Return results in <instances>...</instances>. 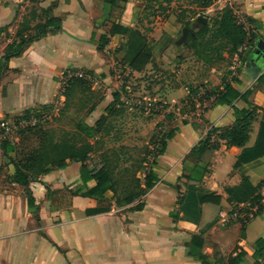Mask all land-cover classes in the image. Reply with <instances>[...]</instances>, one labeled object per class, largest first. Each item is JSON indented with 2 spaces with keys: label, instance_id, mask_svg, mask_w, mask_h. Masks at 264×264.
<instances>
[{
  "label": "crops",
  "instance_id": "1",
  "mask_svg": "<svg viewBox=\"0 0 264 264\" xmlns=\"http://www.w3.org/2000/svg\"><path fill=\"white\" fill-rule=\"evenodd\" d=\"M150 1L154 0H0V62L4 61L7 45L17 40L16 33L24 20L32 19L25 35H33L34 26L45 22L47 15L61 21L59 32L29 43L19 57L9 60V70L0 76V122L6 117L21 118L26 112L63 98L61 92L67 81L63 82L62 76L68 70H76L86 73L94 84L99 88L104 86L107 91L103 104L82 123L94 127L104 109L114 101L115 93L120 100L123 95L144 100L154 97L152 101L164 106L165 115L151 119L146 126L159 129L162 134L168 130L165 135L172 134L170 138L164 137V155L156 157L151 151L143 162L141 186L146 172L152 171L159 179L140 199L143 211L131 210L136 203L117 204L111 191L105 195L108 203L87 199L85 210L103 207L109 211L91 216L85 210L80 212L71 226V240L69 234L61 233L60 223L53 224L50 208L59 204H52L46 196L48 190L58 192L60 185L67 182L71 184L69 189L75 188L74 193L84 194L81 164L72 163L68 169L54 171L32 183L29 188L37 208L32 213L23 187L11 180L14 167L5 163L0 149V264H203L186 254V244L193 236L203 239L202 253L211 262H214V250L227 259L236 256L234 250L238 247L247 254L240 264H264V257L252 258L255 243L264 240V212L249 218L242 205L222 199L219 205L201 206L197 225L178 219L175 213L180 196L187 190L186 178L199 181L205 192L238 186L243 176L255 185L264 186V156L235 167L243 149L254 146L260 124L264 123V69L261 70L264 57L251 52L247 61L240 64L236 56L225 74L211 68L192 92L185 85L175 83L198 78L192 76L194 72L189 65L191 59L196 61V56L189 48L193 35L183 26L187 21L182 22L168 9L165 13L150 14ZM226 6H231L239 18L251 17L264 28V0H213L205 9L206 16L198 18L208 23L209 13H218ZM112 23L146 36L152 58L143 71L133 72L124 64L122 48L128 38L124 34H112ZM259 33L264 35L262 31ZM187 54L189 57L185 58ZM200 65L206 67L202 61ZM162 71L172 72L170 81L151 84L153 94L144 91ZM226 83L241 94L250 92L249 106L256 113L248 141L244 148H228L218 139L219 133L213 132L210 143L217 148L194 151L211 130L235 124L233 108L216 103ZM136 85H140L138 93ZM234 104L237 108L249 107L241 100ZM165 124L170 126L167 128ZM111 132L107 133L111 134L108 138H115V131ZM156 133L150 139L153 143L163 137ZM102 135L91 140L99 141ZM105 152L94 155L104 156L118 193L125 183L119 180L122 174L115 169L116 160ZM85 186L91 189L95 181H88ZM238 210L240 215L234 216Z\"/></svg>",
  "mask_w": 264,
  "mask_h": 264
},
{
  "label": "trees",
  "instance_id": "2",
  "mask_svg": "<svg viewBox=\"0 0 264 264\" xmlns=\"http://www.w3.org/2000/svg\"><path fill=\"white\" fill-rule=\"evenodd\" d=\"M198 4L205 10L212 5L213 0H196ZM44 13V12H43ZM34 18V16H32ZM20 29L16 33V41L8 44L6 47V54L4 61L0 62V76L8 71L7 66L10 59L17 58L21 55L24 47L29 43L37 41L42 37L54 35L61 30V21L50 15L46 16L43 23H37L34 26L33 35H25L28 30L27 20H24ZM184 29L189 31L193 38L190 42L189 48L193 50L194 55L202 62L211 63L214 59H224L222 52L227 54V58L232 60L235 56L238 57L240 64H244L249 54L251 53L255 43L258 40L264 41V35L259 32H264L263 26L251 17L245 16L244 21H241L234 9L231 6H226L219 11L208 23L203 25L193 24L187 21L183 24ZM1 32V30H0ZM111 33H120L127 36L126 45L122 48L124 53V64L133 72H141L152 58L151 47L146 36L137 30L120 27L118 24L112 23ZM101 50V47H99ZM181 61V58L178 59ZM231 66V62L228 63ZM75 70H68V72ZM65 72L63 76H66ZM231 74V72H228ZM264 76V74H263ZM75 82L79 83L77 79L67 80L61 96L65 97L69 89L73 87ZM238 83V80H234ZM250 92L241 94L229 83H226L222 91L218 93L216 98L217 105L230 106L234 111L235 124L230 128H221L211 130L208 137L194 147V151H203L217 148L216 145L210 143L211 134L219 133L218 139L225 142L228 148L237 147L244 148L251 129V124L255 119L256 111L250 109L248 97ZM114 101L104 109V114L99 118L94 127H90L80 122L76 125L78 135L84 138L83 143L79 146L68 142L53 143L50 147H39L30 152H23L15 143L9 141H0V149L2 152V159L7 165H13L14 174L11 177L13 183L23 187L24 195L27 199L28 209L30 212H35L37 208L34 205V198L30 190V185L39 182L41 177L48 176L57 170H66L72 163H80V180L86 190L83 195L87 199H95L98 203H108L105 195L111 191L117 204L124 203L126 205L135 204L132 211H143L144 205L140 199L146 192L154 186L158 181V177L152 172H146L144 177L143 187L141 181L137 179V189L130 191L123 197L114 189L112 182V173L110 172L107 162L103 155H94L95 150L93 144L88 142L106 130V121L112 115L116 114L115 105L119 100V94L113 95ZM241 100L245 102L248 108H237L234 102ZM31 112H26L22 117H29ZM177 131V130H176ZM172 137L171 133L166 134L161 138L157 144L153 145V153L155 156L164 155L165 153V138ZM157 140V139H156ZM150 151V154H151ZM264 156V123L260 124L257 139L252 148H244L242 154L238 158L235 167L249 161H254ZM156 164L153 161V165ZM143 169V168H142ZM145 170V168H144ZM187 179V190L180 196L178 201V208L175 210L176 217L182 221L197 225L201 217V206L204 204L219 205L222 199L230 204L236 206L245 203H250L252 206L257 205L256 215L259 216L264 212V204L262 201L264 197L260 194L261 185H255L249 177L243 176L238 186L227 187L216 192H205L199 186V181ZM95 181V186L91 189L85 185L88 181ZM108 208L98 207L85 210L87 216L97 215L108 212ZM181 214V217H180ZM39 223V216L36 215ZM203 239L193 236L191 241L186 244L187 256L201 261L203 264H240L246 257V253L235 248L236 256H229L227 259L220 256L219 252L213 251V261L211 262L209 256L202 253ZM264 257V240L259 239L255 243L254 253L252 258L254 260L262 259Z\"/></svg>",
  "mask_w": 264,
  "mask_h": 264
},
{
  "label": "rangeland",
  "instance_id": "3",
  "mask_svg": "<svg viewBox=\"0 0 264 264\" xmlns=\"http://www.w3.org/2000/svg\"><path fill=\"white\" fill-rule=\"evenodd\" d=\"M154 2L160 3L158 5L156 3L154 4ZM149 5L150 14L165 13L167 9L173 10L182 22L191 21L198 26L202 24L198 16H206L204 15L206 10H204L196 0H154L150 1ZM216 13L217 12L212 14L209 13L210 15L207 17L212 18ZM31 20L32 19H27V25H31ZM240 20L244 21V18H240ZM255 46L256 43L251 52H253ZM188 55L189 54H187L185 58L189 57ZM222 56L224 59H214L211 63H206V67L200 65L201 60L197 57L196 61L191 59L189 65H192V70L194 72L192 76H198V78L194 79V81L197 80L198 82L187 81L186 83L185 81L178 80L175 83L183 84L193 92L196 86L201 85V79L208 76V72H210L209 70L211 68H216L221 74H225L228 63L236 56L232 60L227 58L225 52H222ZM184 63L186 64L188 62L186 61ZM156 76L154 81L151 82L150 85H147V88H144V91L153 94L151 84L170 81L173 77L172 72L163 71L158 72ZM62 78L63 82L70 79H77L79 83L75 82L65 97L60 98V100L55 101L51 105L33 109L29 117L25 118L33 119L35 125L18 129L13 142L17 144L23 152L27 153L42 146L50 147L53 143L68 142L77 146L83 143L84 138L78 135L75 129L76 124L84 121L86 117L91 115L92 112L96 111V109L103 104L105 98L104 94H106L107 91L104 90V86L99 88V85L94 84L83 71H71L67 73L66 76H62ZM171 84H173V82H171ZM134 87L135 91H137L140 85ZM136 93H138V91ZM146 96L148 95L146 94ZM127 97L126 95L121 96L123 99ZM133 98L143 100L141 97ZM149 98L146 100L152 101L154 97ZM117 104L118 108L115 109L116 114L107 118V132H103L99 141L89 139L88 142L93 144L95 152L106 150L105 155L113 156L114 160H116L115 169L118 170V174H122L119 180L125 183L123 186L119 187L121 191L118 192L119 197H123L130 191L137 189V184L135 183L137 179L141 181L140 172L143 162L150 156L149 154L152 147L150 139L152 136L157 135L156 131L160 132L158 133L160 136H164L168 130H164L165 133L162 134L161 130H152L146 126V123H150L149 121L151 119L165 115V108L161 103L158 104L163 106L164 111L160 113L148 112L135 106L125 105L120 99ZM128 124L131 125L128 126ZM165 125L167 128L170 126V124ZM112 130L115 131L113 132L115 133V138H108L111 134L107 133H110ZM161 138L163 137H158L155 144H157ZM68 187H71V184L68 182L60 185V191H58L60 192L59 195L57 191L48 190L46 198L48 201L52 202V204H59V207H51L49 214L52 217L53 224L60 223L61 233L69 234L71 240L72 223L77 219L79 213L85 210L89 201L87 198H84L83 195L74 193L75 188L72 187L69 189ZM261 188H264V186ZM58 211H60V216H58ZM68 215L70 219H67ZM62 218H65V221H63L64 219ZM60 251L62 250L60 249Z\"/></svg>",
  "mask_w": 264,
  "mask_h": 264
},
{
  "label": "built area",
  "instance_id": "4",
  "mask_svg": "<svg viewBox=\"0 0 264 264\" xmlns=\"http://www.w3.org/2000/svg\"><path fill=\"white\" fill-rule=\"evenodd\" d=\"M121 101L128 106H135L139 109H144L148 112H156L160 113L164 111L163 106L160 104L150 101V100H141L138 98L133 97H127V98H121ZM35 121L33 119H25V118H17V117H6L0 122V141H9L11 143L14 142V139L16 137V132L20 128H24L27 126H34ZM261 196L264 197V188L260 189ZM262 204H264V200L262 201ZM242 208L246 209L249 212V218H252L254 214H256L257 211V205L252 206L250 203L242 204ZM240 210L234 212V216L240 215ZM244 217H247L245 214Z\"/></svg>",
  "mask_w": 264,
  "mask_h": 264
},
{
  "label": "water",
  "instance_id": "5",
  "mask_svg": "<svg viewBox=\"0 0 264 264\" xmlns=\"http://www.w3.org/2000/svg\"><path fill=\"white\" fill-rule=\"evenodd\" d=\"M198 19L202 24L205 23L204 18H198ZM253 54L256 55L257 57L258 56L264 57V41L262 40L257 41L255 49L253 50ZM263 69H264V66L261 68V70Z\"/></svg>",
  "mask_w": 264,
  "mask_h": 264
}]
</instances>
